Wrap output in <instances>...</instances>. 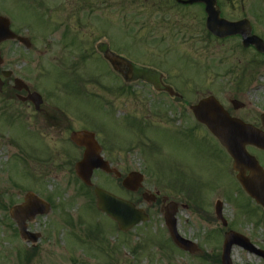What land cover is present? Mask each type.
<instances>
[{"label": "rangeland", "instance_id": "obj_1", "mask_svg": "<svg viewBox=\"0 0 264 264\" xmlns=\"http://www.w3.org/2000/svg\"><path fill=\"white\" fill-rule=\"evenodd\" d=\"M226 14L238 16L243 10L235 7ZM0 15L9 16L14 30L31 38L34 47L23 57L26 64L20 59L19 76L43 94L44 109L54 108L65 128L53 129L32 104L19 101L13 82L0 93V264H221L217 259L228 229L264 249V209L240 188L232 158L188 113L189 105L212 94L237 117L260 125L264 60H255L251 48L243 50L237 38H211L198 7H177L172 0H0ZM258 30L264 34L260 25ZM105 47L137 69L155 70L157 83L162 73L163 82L184 94L181 123L172 122L180 116L168 112L161 126L121 133L128 145L109 150L102 146L107 160L122 159L118 169L124 175L144 173L145 189L180 204L179 231L199 244L200 253L174 246L160 200L147 203L140 193H128L114 176L96 171V186L150 214L149 221L122 232L97 209L93 189L77 180L74 167L82 152L69 141V128L95 131L101 141L105 121L116 125L129 110L123 98L127 94L117 89L125 82L104 57ZM5 68L15 70L14 62L6 60ZM69 77L79 91L66 87ZM150 92L139 86L133 94ZM232 99L246 107L234 111ZM142 141L145 147H139ZM248 149L264 166V153ZM62 151L70 153L58 154ZM28 191L51 200V210L28 223L41 237L26 260L32 243L22 239L9 209L22 203ZM218 200L224 202L227 228L216 218ZM231 254L233 264H264L238 246Z\"/></svg>", "mask_w": 264, "mask_h": 264}, {"label": "water", "instance_id": "obj_2", "mask_svg": "<svg viewBox=\"0 0 264 264\" xmlns=\"http://www.w3.org/2000/svg\"><path fill=\"white\" fill-rule=\"evenodd\" d=\"M177 2L189 4L204 2L207 6L208 19L206 27L211 33L217 37L234 35L244 32L245 26L243 22H230L221 17V11L216 5V0H177ZM9 19L0 16V42L7 39L16 38L10 28ZM244 47L254 45L260 52L264 53V41L259 36L244 37ZM105 57L114 64L118 60V56L111 51H105ZM2 62V59H0ZM3 81L0 79V92L3 88ZM28 90V86L22 80H16L15 89ZM22 100L33 101L36 109H40L43 100L42 96L37 92H31L28 97H21ZM234 108L244 107V103L239 100H233ZM193 114L197 120L203 125H207L213 135L218 137L222 146H224L229 154L233 157V167L237 172V178L245 188L248 195L255 199L258 204L264 207V167L260 166L257 158L249 154L247 147L254 145L259 149H264V132L258 129L251 123H245L240 118L233 117L225 110L222 103L214 96H208L200 100L192 107ZM264 125V114L261 116ZM72 141L85 147V153L81 160L77 162L76 173L86 185L92 184L93 171L101 168L110 173L114 172L118 177L121 174L109 166L101 154V146L96 141L95 134L89 130L76 131L72 134ZM249 172V174H247ZM144 176L140 172H132L123 180L124 186L130 191H137L143 186ZM97 206L99 210L105 212L107 216L113 218L122 231H129L138 223L149 220L150 216L144 210L139 209L136 204L109 193L103 188H96ZM156 194L145 192L144 199L150 203L155 202ZM23 204L14 205L11 210L12 219L17 221L21 236L25 240L38 242L39 233H33L28 230V220H33L38 214H47L50 211V205L43 199L39 198L32 192L25 195ZM168 198H164V214L165 223L168 225L169 233L174 243L183 250L195 253L199 250L190 239L184 238L178 232L177 211L179 204L176 202H166ZM218 219L222 220L225 226L228 221L225 220L222 211V203L219 202L216 206ZM234 245H239L253 254H257L264 259V250L253 244L250 239L244 234H240L234 230L228 231L224 240L222 264H232L231 251Z\"/></svg>", "mask_w": 264, "mask_h": 264}, {"label": "flooded vegetation", "instance_id": "obj_3", "mask_svg": "<svg viewBox=\"0 0 264 264\" xmlns=\"http://www.w3.org/2000/svg\"><path fill=\"white\" fill-rule=\"evenodd\" d=\"M217 5H219V8L221 9V16H224L225 18L229 20H235V21H244L246 19L250 20V24L252 26V34H258L264 39L263 31L258 30V25H260L264 29V0H216ZM182 5V4H181ZM183 7L189 9L198 7L200 9V12L202 13L204 20L207 19V13H206V4L203 2L197 3V4H183ZM235 7H241L243 10V14H240L238 16H229L226 14V11L229 9H233ZM245 24L247 26L249 25V22L247 21ZM11 26V25H10ZM15 34L18 36L25 37L21 35L19 30H14V27L11 26ZM247 33L248 27L245 30ZM243 34H236L234 36L228 37L226 39H234L237 38L239 40V43L242 42ZM28 40L23 39V41H20L18 39H12L7 40L5 42H2L0 44V54L2 59H4V63L0 64V76L5 82V85H9L10 82L14 81L16 78H22L19 76V70L17 68H21L22 64L20 63V59H22L23 63L26 64V59L23 57L26 56V54L30 53L33 49V42L30 37ZM252 49L254 52V55L259 57H264V54L260 53L256 47L250 46L249 49ZM122 56V55H121ZM125 58V57H124ZM8 61L14 62V71L9 76V78L5 77L4 69L5 63ZM115 64H117L118 68V75H120L125 84H123L121 87L117 88L118 90H122V95H126L127 97H123L125 99L126 106L129 107L128 112L123 113V116L119 118L116 125L108 121V123L105 121L103 124V129L106 130V137L103 138L100 142L104 146L106 150L109 149H117L118 146H120V143L123 144L125 137L123 136L124 131L126 129H131L133 131V134H136V131H139L142 133L143 128L151 129L152 127H158L163 124V121H167L166 114L172 113L174 116H180L178 119L172 120L174 121H180L181 119H184V107H185V101H184V94H180L176 89L173 87L170 89V85L163 82V78H160L159 82H156V75L157 73L153 69H143L137 70L136 67H133V65L127 60L123 58H118L116 60ZM4 85V86H5ZM169 85V86H168ZM142 86L146 91L153 90L154 92H150L147 95H139L136 96L133 94L135 92V88ZM170 87V88H169ZM31 90V89H30ZM116 90V92L118 91ZM118 94V93H117ZM25 96L27 95L26 91L17 93L16 97L19 96ZM70 96L72 94H69ZM30 103V102H27ZM32 104V103H30ZM33 105V104H32ZM34 107V105H33ZM188 113L192 116L194 119V115L191 111V105H189ZM35 109V108H34ZM36 111V110H35ZM56 110H46L44 109V104L42 105L41 109L37 111L42 117L46 118L48 122L53 123V129L61 130L63 131L65 128L61 125V121H58V117L55 113ZM229 112L236 116L232 110H229ZM176 114V115H175ZM60 116V115H59ZM156 119V120H155ZM163 120V121H162ZM260 125H256L259 128H263V123L259 120ZM66 130H68L66 128ZM158 130H161V128H158ZM70 135L72 134L73 130L71 127L69 128ZM130 133V132H128ZM132 133V132H131ZM179 133V132H178ZM182 134V131H181ZM71 142V140H70ZM127 143H124L123 145H128ZM74 147L78 148V152H82L81 157L84 153V148L76 145L74 142H72ZM144 144V142L141 143V145ZM102 146V148H103ZM145 147V146H144ZM70 153L69 151H62L58 152V154H66ZM74 153V152H71ZM112 167L119 168L121 167L123 161L121 160H115L111 159ZM114 175V174H113ZM115 176V175H114ZM119 183L122 185V178L118 179ZM143 193L141 192V196ZM158 201V199H157Z\"/></svg>", "mask_w": 264, "mask_h": 264}, {"label": "trees", "instance_id": "obj_4", "mask_svg": "<svg viewBox=\"0 0 264 264\" xmlns=\"http://www.w3.org/2000/svg\"><path fill=\"white\" fill-rule=\"evenodd\" d=\"M83 185V184H82ZM85 188H87L85 185H83ZM51 201V200H50ZM243 207L245 208V206L243 205ZM35 249L34 248H31L30 250H27L26 252V260H28L29 259V257L30 256H32V251H34ZM134 251H136V249L134 250Z\"/></svg>", "mask_w": 264, "mask_h": 264}]
</instances>
